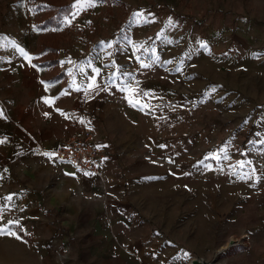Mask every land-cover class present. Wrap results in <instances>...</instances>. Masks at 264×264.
Returning <instances> with one entry per match:
<instances>
[{
	"label": "rangeland",
	"instance_id": "1",
	"mask_svg": "<svg viewBox=\"0 0 264 264\" xmlns=\"http://www.w3.org/2000/svg\"><path fill=\"white\" fill-rule=\"evenodd\" d=\"M73 3L0 0V74L5 65L22 62L46 76L85 69L108 82L117 57L126 58V43L135 35L142 41V8L150 26L168 19L163 12L149 13L155 3L173 13L159 39L163 52L167 42H185L193 23L219 25L207 32L195 28L209 41L264 40V0H94L74 19L73 9L62 10L56 26L41 27L55 7ZM206 8L218 9L226 21L215 14L210 22L202 19L205 14H197ZM147 35L155 40L154 28ZM52 58L59 64L44 65ZM252 66L245 64L243 79L250 80ZM0 106L4 109L1 100ZM141 116L142 144L132 151L139 161L124 164L132 204H89L73 217L69 204H31L30 192L16 193V145L0 128V227L18 221L0 234V264H264V176L254 184L264 169L250 172L249 161L256 159L253 126L234 124H247L254 114L214 110ZM231 167L239 169L238 176Z\"/></svg>",
	"mask_w": 264,
	"mask_h": 264
},
{
	"label": "crops",
	"instance_id": "2",
	"mask_svg": "<svg viewBox=\"0 0 264 264\" xmlns=\"http://www.w3.org/2000/svg\"><path fill=\"white\" fill-rule=\"evenodd\" d=\"M210 9L197 15L205 14L202 19L207 22L213 14L226 21L222 12ZM146 10L142 8V41L135 35L126 43L122 49L126 58L117 57L116 73L108 82L101 73L85 69L73 74L60 69L46 76L36 66L24 67L20 62L1 70L0 100L5 112L0 106V128L9 140L14 137L16 145V193L30 192L31 204H69L72 217L89 204H132L124 164L139 161L132 151L142 144V125L137 123L142 121V112L254 114L247 124L241 120L234 124L253 126L251 147L256 159L249 161L250 172L264 169L260 154H264V40L209 41L196 35L195 28L207 32L219 25L193 23L185 42H167L163 52L159 39L163 27L172 23L173 13L165 5L153 4L149 13L169 16L150 26ZM151 28L155 40L147 35ZM43 63L55 66L59 61L52 58ZM245 64L255 66L250 80L243 79ZM83 130L97 138L101 173L79 170L54 154L67 136ZM31 137L41 142L42 149L35 147ZM231 171L238 176L239 169L231 167ZM261 175L254 178L255 187ZM243 176H247L246 169Z\"/></svg>",
	"mask_w": 264,
	"mask_h": 264
},
{
	"label": "built area",
	"instance_id": "3",
	"mask_svg": "<svg viewBox=\"0 0 264 264\" xmlns=\"http://www.w3.org/2000/svg\"><path fill=\"white\" fill-rule=\"evenodd\" d=\"M31 139L36 148L42 149L39 140L33 137ZM96 142L97 138L92 131L83 130L67 136L64 142L54 150V154L58 159L70 161L79 170L101 173L102 161Z\"/></svg>",
	"mask_w": 264,
	"mask_h": 264
},
{
	"label": "snow or ice",
	"instance_id": "4",
	"mask_svg": "<svg viewBox=\"0 0 264 264\" xmlns=\"http://www.w3.org/2000/svg\"><path fill=\"white\" fill-rule=\"evenodd\" d=\"M94 6V0H74V3L72 4V13H71V19H74L76 15L79 14L80 11L84 10L86 7H93ZM137 16L141 15L139 13L135 14ZM71 19H69L68 17H65V21L66 23H71ZM109 47H111V44L108 45ZM22 53H23V50L21 49L20 50ZM25 55V58L28 59V56L26 53H23ZM89 87H93V85H89ZM79 90V89H77ZM130 103H133L132 100L129 101ZM139 101H136L134 103V106L135 104H138ZM13 199V196L12 195H9L7 197V200L11 201ZM14 223H18V221H13V220H9L7 221V223L5 225H3V227H0V234H8V232L5 231V229L7 228V225H10V224H14ZM12 235H16V233L12 232L11 233Z\"/></svg>",
	"mask_w": 264,
	"mask_h": 264
},
{
	"label": "trees",
	"instance_id": "5",
	"mask_svg": "<svg viewBox=\"0 0 264 264\" xmlns=\"http://www.w3.org/2000/svg\"><path fill=\"white\" fill-rule=\"evenodd\" d=\"M56 11L54 14H49L48 17L46 18V20L41 24V27H45V26H56L59 23V17L57 16V12L62 11V10H66L68 12L71 11L72 7L70 4H64L61 6H57L55 7ZM57 19V20H56Z\"/></svg>",
	"mask_w": 264,
	"mask_h": 264
},
{
	"label": "bare ground",
	"instance_id": "6",
	"mask_svg": "<svg viewBox=\"0 0 264 264\" xmlns=\"http://www.w3.org/2000/svg\"><path fill=\"white\" fill-rule=\"evenodd\" d=\"M188 264H197V261H195V260H191ZM198 264H204V263H198ZM208 264H211V263H208Z\"/></svg>",
	"mask_w": 264,
	"mask_h": 264
}]
</instances>
